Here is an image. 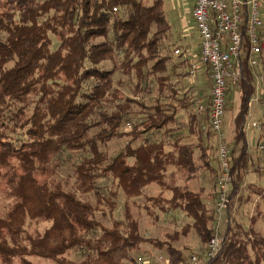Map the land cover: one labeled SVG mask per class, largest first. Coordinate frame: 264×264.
<instances>
[{
    "label": "trees",
    "instance_id": "16d2710c",
    "mask_svg": "<svg viewBox=\"0 0 264 264\" xmlns=\"http://www.w3.org/2000/svg\"><path fill=\"white\" fill-rule=\"evenodd\" d=\"M170 31L160 0H0V187L8 200L0 213V264H142L132 253L145 243L166 246L180 264L191 257L196 264H264V238L233 216L249 166L244 125L264 52L257 69L243 58L241 81L227 92L241 96L224 121L233 183L222 244L208 258L216 142L198 157L195 146L179 145L182 112L191 117L196 98L191 65ZM106 63L111 68L103 69ZM207 135L215 140L211 130ZM122 139L111 157L109 144ZM67 163L72 175L61 178ZM197 177H208V186L193 191L188 183ZM150 186L164 192L146 196ZM119 193L123 218L105 227L96 213L111 217ZM259 194L264 201V190ZM141 211L180 224L170 241L192 234L195 245L173 249L145 239L134 216Z\"/></svg>",
    "mask_w": 264,
    "mask_h": 264
},
{
    "label": "built area",
    "instance_id": "2783aa9c",
    "mask_svg": "<svg viewBox=\"0 0 264 264\" xmlns=\"http://www.w3.org/2000/svg\"><path fill=\"white\" fill-rule=\"evenodd\" d=\"M263 3L264 0H195L192 10V19L200 41L199 63L208 68L211 83L210 103L198 105L197 111L207 112L209 115L210 130L217 144L220 172L214 204L216 226L206 245L208 258L214 257L221 247L219 228L226 217L229 189L233 183L230 149L226 145L224 131L227 92L241 81L243 58H247L249 68L260 67L259 57L263 51L259 38L263 27L260 10ZM194 77L195 66H192L190 78ZM255 83L257 86L264 84V72L255 76ZM261 103L264 109V102ZM251 126L260 130L258 123ZM259 150L264 151V146L260 145ZM191 261H196L195 257Z\"/></svg>",
    "mask_w": 264,
    "mask_h": 264
},
{
    "label": "crops",
    "instance_id": "0c3cea01",
    "mask_svg": "<svg viewBox=\"0 0 264 264\" xmlns=\"http://www.w3.org/2000/svg\"><path fill=\"white\" fill-rule=\"evenodd\" d=\"M145 1L149 4H152L155 0H145ZM160 1L162 2L164 13L166 11L165 2H167L170 5L171 12L170 11L169 12L172 13V16L175 15L176 19H178L179 22L178 25L179 35L175 37L171 36L172 40L177 42V44L179 45L180 54H182L183 58L189 60L191 67L195 66V77L190 78L191 93L193 97H196V99H194L195 101L192 107L193 113L190 114L191 117H189V115L188 116L183 115L182 112V116L184 117L182 118L181 121L184 122V128H182L181 131H178L176 135L179 136V142H180L179 145L188 144L195 146L196 147L195 156L198 157L201 156V153L205 146L211 144L212 147H214L215 140L207 135V133L210 130L209 117L207 112L198 113L197 111L198 105H204V106L209 105L211 99L210 97L211 83L208 77V68L199 63L200 41L198 38L196 27L192 30H190L189 28V20L192 19V10L195 4V0H160ZM261 8H262L261 19L263 22V27L260 30L259 34L262 35L261 38L264 43V3L261 6ZM170 24L171 23H169V25ZM193 31L196 32V37L199 43L197 54H193L192 50L194 51V45L187 41L189 40L187 38L192 39ZM254 89H255V93L249 102L248 113L245 120V125H247V128L244 130L246 144H247V152L249 157V166L244 181L240 187L241 207L239 205L240 207L238 210L239 213L236 212L233 215L234 217H237V220L240 221L241 223H242L241 220H243V218L239 217V215L241 213V208L243 210L244 204L252 206L251 208L253 209L257 208L258 211L260 208H264V201L262 200V195L259 194L261 190H264V151L259 150L260 145L264 146V117H263L264 109L261 103L264 102V84L257 86L254 81ZM227 97H229V95ZM233 98L234 99L231 101L232 103L231 108L234 109V111H236L241 96L239 93L235 92V97ZM253 123H258L260 126V130L254 129L251 126V124ZM190 127L192 128L191 133L188 131V128ZM226 133L227 132L225 131V134ZM168 150L169 148L166 147L165 152H168ZM173 172H174V168H170L167 172V175L170 176ZM208 182H209L208 177H205L202 180H199V178L197 177L196 179L191 180L188 183V186L191 190L196 191L201 186L207 187ZM159 188L160 189L158 193L164 192L163 186H160ZM213 203L215 204V201Z\"/></svg>",
    "mask_w": 264,
    "mask_h": 264
},
{
    "label": "rangeland",
    "instance_id": "374dc122",
    "mask_svg": "<svg viewBox=\"0 0 264 264\" xmlns=\"http://www.w3.org/2000/svg\"><path fill=\"white\" fill-rule=\"evenodd\" d=\"M164 9V8H163ZM165 14H166V18L168 23H171V31L170 34L172 35V37H175L177 35H179V22L178 19H176V16H172L171 10H170V5L165 2ZM262 10V8H261ZM260 10V11H261ZM170 11V12H169ZM176 19H174V18ZM189 28L190 30L195 28L194 22L191 20H189ZM172 37L170 38L172 40ZM191 37V35H190ZM189 40H187L189 43L194 45V51L192 50L193 54H197L198 48H199V43L196 37V32L193 31L192 32V39L187 38ZM172 42V41H171ZM263 45V49H264V43H262ZM103 69H109L111 68V65L109 63H106L102 66ZM234 92V93H233ZM235 90L229 92V97H228V101H227V112L224 118L225 123L229 122L230 118L233 117V114L235 113L234 109H230V104L231 101L234 99L233 97H235ZM231 93V95H230ZM196 98V97H195ZM183 115H186V113H183ZM247 128V125H244V130ZM226 135V134H225ZM216 142V140H215ZM126 140L122 139V140H115L113 141L111 144H109L108 146V153L111 157H114L125 145ZM216 153H217V144H216ZM73 172V168L72 165L70 163H67L64 168H62L59 171V176L61 178H70ZM103 185V183H102ZM104 185L107 187V189H109L111 187V182L110 180L104 182ZM159 186H150L145 190V195L146 196H154L157 195L159 192ZM121 194L119 193V197L116 200V207H115V211L113 212V214L111 215V217L109 216V214L107 215L106 219L103 220L100 216V213H96V218L97 220L105 227H110L112 224L113 220H120L123 218V199H120ZM91 201L93 204H95V201L93 198H91ZM8 207V200H6V198L4 197V194L2 192V189L0 187V213L4 212ZM252 206L246 205L244 204L243 206V210L241 208V213L239 215V217L243 218L241 225L244 226V228H246L247 230H249L250 228L254 230L255 233H258L260 236H262L264 238V208H260L259 211L257 210V208H251ZM258 211V212H257ZM105 212L108 213V208H105ZM134 216L135 218H137L138 222H139V230L141 235L145 238V239H153V240H157L159 243H165V244H171V247L173 249H182L185 247H192L194 246L196 243V237L192 234L188 235V236H180L178 235V237H176L175 241H170V236H172L174 234V232H176V230H180V224L175 225L172 223H169V221L164 220L162 217L159 218L158 220H155L154 217L149 216L146 212L141 211V213L139 214V216L136 215V212H134ZM234 218V217H233ZM235 219L237 220V217H235ZM235 219H232L234 221H236ZM226 219L222 220L221 224H220V235H222V233H224L225 229H226V225L227 223L225 222ZM240 222V221H239ZM48 225L46 224H42L40 226H38L37 228L43 232L45 228H47ZM34 228V226H33ZM180 236V237H179ZM206 249V247H205ZM187 255V254H186ZM133 258L135 259H140L142 260V264H180L179 263V259L177 258V255L174 254V252H170L167 250L166 246L159 249L157 247H155L154 245H151L149 243H145L140 245L139 249L136 250L135 252L132 253ZM188 257V255H187ZM72 260L74 261H79L80 258L78 257H71ZM188 259V258H186ZM192 257L190 258V260H188V262H191V264H196V261H194L192 263L191 261ZM30 261L32 262V264H51V262L49 261H45V260H37V259H30ZM13 264H21V262H19L18 260H15ZM182 264V263H181ZM185 264V263H184Z\"/></svg>",
    "mask_w": 264,
    "mask_h": 264
}]
</instances>
